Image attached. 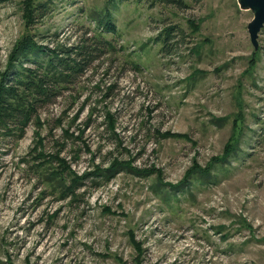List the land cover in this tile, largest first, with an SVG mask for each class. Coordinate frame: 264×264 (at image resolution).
<instances>
[{
	"label": "rangeland",
	"instance_id": "374dc122",
	"mask_svg": "<svg viewBox=\"0 0 264 264\" xmlns=\"http://www.w3.org/2000/svg\"><path fill=\"white\" fill-rule=\"evenodd\" d=\"M31 1L48 9L28 30ZM151 2L0 0V70L30 31L94 56L40 124L0 125V264H264V32L256 49L238 0ZM56 153L121 168L62 199Z\"/></svg>",
	"mask_w": 264,
	"mask_h": 264
},
{
	"label": "trees",
	"instance_id": "16d2710c",
	"mask_svg": "<svg viewBox=\"0 0 264 264\" xmlns=\"http://www.w3.org/2000/svg\"><path fill=\"white\" fill-rule=\"evenodd\" d=\"M156 2L174 5L178 8L188 5L185 0H153L150 6L153 7ZM27 5L25 17L28 22V30H31L32 26L46 15L48 8L42 2L34 4L31 1ZM94 20L98 22V27L103 28V32H116V24L109 9H107L104 16L97 17ZM173 30V26L165 30V41L170 39ZM263 32L264 28L261 33ZM72 49L51 48L48 45L41 44L31 31L18 40L10 53L7 66L4 70H0V125L12 130L9 124L17 122L16 127L21 133L20 136H22L34 117L38 124L41 123L37 113L40 105L50 103L60 96L62 91L67 88V84L72 83L78 74L83 73L94 59L93 49L90 50L87 44H82L75 51L74 49L72 51ZM74 52L75 54H73ZM108 117L113 124L112 115L109 114ZM164 135L188 138L187 134L169 131L165 132ZM42 141L43 138H40L38 143L40 144ZM230 146L231 144L224 152L226 155L231 153L232 147ZM35 150L37 151L38 147ZM39 154L43 157L45 155L42 152ZM54 161L58 162L59 167L50 171L49 180L54 189L60 192V198L62 199L69 196L77 199V190L84 185L85 179L88 177L96 176V179H98V176H100L110 180L121 168L120 163L116 161L106 170L97 166L94 172L79 174L72 170L68 160L59 153L49 156L48 163ZM95 182L96 184L99 183L98 180H95Z\"/></svg>",
	"mask_w": 264,
	"mask_h": 264
},
{
	"label": "water",
	"instance_id": "95a60500",
	"mask_svg": "<svg viewBox=\"0 0 264 264\" xmlns=\"http://www.w3.org/2000/svg\"><path fill=\"white\" fill-rule=\"evenodd\" d=\"M242 9L252 10L253 19L248 24L251 42L256 49L259 48V36L264 28V0H238Z\"/></svg>",
	"mask_w": 264,
	"mask_h": 264
}]
</instances>
